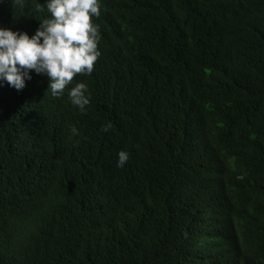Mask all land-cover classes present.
<instances>
[{
    "label": "trees",
    "instance_id": "trees-1",
    "mask_svg": "<svg viewBox=\"0 0 264 264\" xmlns=\"http://www.w3.org/2000/svg\"><path fill=\"white\" fill-rule=\"evenodd\" d=\"M40 1L0 0V26L31 35ZM99 2L69 85L93 119L0 135V264H264V0ZM44 83L0 100V130L20 99L70 111Z\"/></svg>",
    "mask_w": 264,
    "mask_h": 264
},
{
    "label": "clouds",
    "instance_id": "clouds-1",
    "mask_svg": "<svg viewBox=\"0 0 264 264\" xmlns=\"http://www.w3.org/2000/svg\"><path fill=\"white\" fill-rule=\"evenodd\" d=\"M43 2V3H40ZM37 9L47 12L46 18L39 21L31 35L27 31L13 30L0 26V100L6 94L22 95L29 86L32 73L46 76L41 91L52 96L62 95L61 100L68 109L58 110L57 105L50 109L37 107L29 100L20 99L9 106L5 113V124L0 135H6L4 143L13 142L23 136L27 122L41 125L47 134H53L76 114L91 118L90 95L85 82L72 84L78 74L91 75L94 64L100 56L97 47L98 28L93 17L100 16L99 0H43ZM5 88V89H4ZM68 88V91L65 89ZM65 91V92H64ZM93 119V118H92ZM111 124L103 125L108 131ZM73 136L78 129L71 128ZM128 153H118L117 167H123Z\"/></svg>",
    "mask_w": 264,
    "mask_h": 264
}]
</instances>
